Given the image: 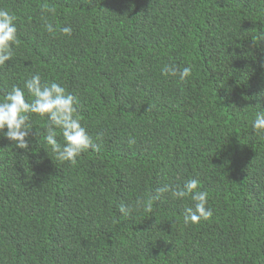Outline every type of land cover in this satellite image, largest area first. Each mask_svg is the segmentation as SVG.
<instances>
[{
	"label": "trees",
	"instance_id": "16d2710c",
	"mask_svg": "<svg viewBox=\"0 0 264 264\" xmlns=\"http://www.w3.org/2000/svg\"><path fill=\"white\" fill-rule=\"evenodd\" d=\"M0 10L15 15L20 42L0 67V103L16 87L31 103L34 76L57 83L100 148L61 163L44 139L49 119L34 114L27 152L0 132V264H264V132L253 131L264 0H0ZM166 66L192 75L181 84ZM192 180L210 220L186 227L193 201L170 192L137 209ZM122 204L137 210L126 218Z\"/></svg>",
	"mask_w": 264,
	"mask_h": 264
},
{
	"label": "clouds",
	"instance_id": "9594fccd",
	"mask_svg": "<svg viewBox=\"0 0 264 264\" xmlns=\"http://www.w3.org/2000/svg\"><path fill=\"white\" fill-rule=\"evenodd\" d=\"M41 20L44 22L45 31L49 35H55L56 29L52 23L48 22L47 14L55 16L56 9L45 5L42 9ZM16 17L8 11L0 10V67H3L6 62L11 61L14 56L13 45L19 47L17 37V28L15 27ZM61 35L70 37L73 32L70 27H64L60 30ZM162 75L165 77H179L181 84L186 83L192 75V69L185 67L183 71L173 66H166L162 70ZM28 93L34 98L31 103L26 101L24 92L16 87L12 93L7 95L5 101L0 103V132L7 129L6 138L13 142L16 148L24 150L29 149V144L26 142L29 138L30 116L37 115L41 118L47 117L49 124L47 134L44 137L47 145L50 146L55 154L56 160L61 163H71L75 165L77 158L88 150L99 152L100 148L94 144L91 137L87 134V130L82 127L81 122L76 118V100L72 95H69L63 87L57 83L51 85H43L40 76H34L28 80L25 85ZM57 129L60 130L64 145L57 142ZM253 131L259 135L264 132V113L257 115ZM38 133H36V136ZM100 139V137H98ZM134 144L135 141H130ZM199 181H189L183 188L173 189L169 186L161 188L158 194L151 197L147 201H137V209L143 208L151 213L153 203L159 199V196L165 193H171V196L177 200L191 198L193 207L188 208L184 216V225L186 227L199 225L201 221H207L212 218V211L208 209V194L207 192L197 191ZM124 204L120 206V213L126 218L130 217L134 210Z\"/></svg>",
	"mask_w": 264,
	"mask_h": 264
}]
</instances>
